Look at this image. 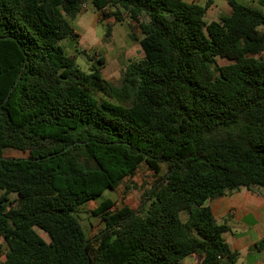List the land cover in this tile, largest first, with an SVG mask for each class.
<instances>
[{"label": "trees", "instance_id": "1", "mask_svg": "<svg viewBox=\"0 0 264 264\" xmlns=\"http://www.w3.org/2000/svg\"><path fill=\"white\" fill-rule=\"evenodd\" d=\"M87 1L144 53L117 86L103 56L85 70L64 45ZM226 1L208 21L211 0H0L1 264L237 263L210 202L264 189V11ZM143 166L156 174L143 204L104 198L89 237L78 208Z\"/></svg>", "mask_w": 264, "mask_h": 264}, {"label": "rangeland", "instance_id": "2", "mask_svg": "<svg viewBox=\"0 0 264 264\" xmlns=\"http://www.w3.org/2000/svg\"><path fill=\"white\" fill-rule=\"evenodd\" d=\"M192 1V0H189ZM201 4H205L208 0H196ZM245 4H252L255 7H260L264 11V6L259 5L258 1L254 0H238ZM211 7L206 16L208 21H211L213 17H216L217 12L221 11L213 3L215 0H211ZM86 6H82V12L73 21L74 27L79 34V44L73 40L67 39L64 41V45L69 55H76L77 63L85 70H88L89 66L96 63V56L100 55L105 58V64L103 69V75L113 85H119L122 78V67L128 63L130 59H140L144 53L140 44L130 38L129 33L131 31L128 21L117 22L114 18L104 20L101 13L96 11L90 1L85 2ZM220 17V15L218 16ZM111 23L112 33L107 36V24ZM134 34L141 37V32L138 28L134 29ZM87 50V52L95 55V60H89L85 55L79 54V51ZM220 64H227L231 61L227 59L219 58ZM4 155L9 157H26L27 153L14 149L6 148ZM167 171V165L162 163V170L160 174H164ZM156 180V174L145 166L141 167L133 178L124 179L122 185L115 190H108L103 196L97 200L90 201L87 204L81 205L76 216L82 223L83 228L89 237L97 235L103 228L104 223L99 217L92 215L91 210L98 206L104 198H110L114 202L112 210L117 207L129 206L134 210L143 204L145 200V194L154 184ZM259 190V189H257ZM17 198L16 194L11 195V200ZM230 223V222H228ZM236 225V224H235ZM253 221L251 218H247L243 227L234 226L235 232H245V234H252ZM43 237H47L44 231L38 230ZM47 239V238H46ZM3 242V239L0 237ZM8 250L6 243H4L2 251H0V264L5 260V252ZM244 256L239 257L237 264H242ZM185 264H196L195 257H189L185 259Z\"/></svg>", "mask_w": 264, "mask_h": 264}, {"label": "crops", "instance_id": "3", "mask_svg": "<svg viewBox=\"0 0 264 264\" xmlns=\"http://www.w3.org/2000/svg\"><path fill=\"white\" fill-rule=\"evenodd\" d=\"M213 4L217 8H221V11H218L217 16L211 20H218L219 15L231 11L226 0H215ZM210 204L218 222L227 223L230 226L224 237L231 248L240 253V257L244 256L242 264H264V242L261 243L264 240V189H241L214 199ZM249 217L253 221L252 234L235 232L234 226L242 228Z\"/></svg>", "mask_w": 264, "mask_h": 264}, {"label": "built area", "instance_id": "4", "mask_svg": "<svg viewBox=\"0 0 264 264\" xmlns=\"http://www.w3.org/2000/svg\"><path fill=\"white\" fill-rule=\"evenodd\" d=\"M86 6V4L85 3H83V7H85Z\"/></svg>", "mask_w": 264, "mask_h": 264}]
</instances>
